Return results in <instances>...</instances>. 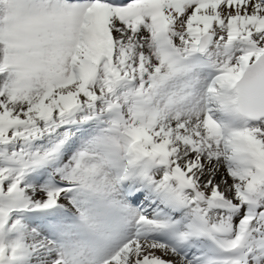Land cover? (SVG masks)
<instances>
[{"label":"snow or ice","instance_id":"snow-or-ice-1","mask_svg":"<svg viewBox=\"0 0 264 264\" xmlns=\"http://www.w3.org/2000/svg\"><path fill=\"white\" fill-rule=\"evenodd\" d=\"M0 264H264V0H0Z\"/></svg>","mask_w":264,"mask_h":264}]
</instances>
